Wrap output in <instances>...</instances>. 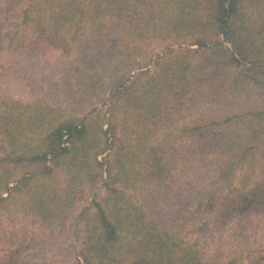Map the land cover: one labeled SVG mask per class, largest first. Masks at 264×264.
<instances>
[{
	"label": "trees",
	"instance_id": "obj_1",
	"mask_svg": "<svg viewBox=\"0 0 264 264\" xmlns=\"http://www.w3.org/2000/svg\"><path fill=\"white\" fill-rule=\"evenodd\" d=\"M0 264H264V0H0Z\"/></svg>",
	"mask_w": 264,
	"mask_h": 264
},
{
	"label": "rangeland",
	"instance_id": "obj_2",
	"mask_svg": "<svg viewBox=\"0 0 264 264\" xmlns=\"http://www.w3.org/2000/svg\"><path fill=\"white\" fill-rule=\"evenodd\" d=\"M39 257V256H38Z\"/></svg>",
	"mask_w": 264,
	"mask_h": 264
}]
</instances>
